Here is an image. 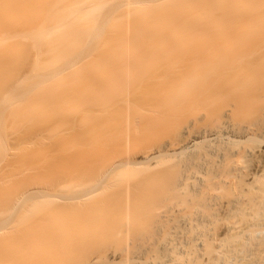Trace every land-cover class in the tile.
<instances>
[{
  "label": "bare ground",
  "instance_id": "6f19581e",
  "mask_svg": "<svg viewBox=\"0 0 264 264\" xmlns=\"http://www.w3.org/2000/svg\"><path fill=\"white\" fill-rule=\"evenodd\" d=\"M41 1H40V4H42ZM118 1L120 0H69L67 1L68 3L66 5L64 4V7H62L63 11L61 12L59 11L60 13L58 15V20L54 21L55 19H52V22L44 28V33H43L45 37L44 39L52 41V48L51 49L48 48L49 49L48 53L51 52L52 54H55L57 50L58 51L61 50L62 48L65 47L66 44L67 45L71 44L72 40L76 39L74 37L76 36V34L79 33V31H72L73 22H78V24L94 28L96 24L99 22L98 20H100V18L103 16V14L107 12V10L111 8V6L113 7L115 3H118ZM29 2L30 0L29 1L28 0H0V264H35V263L40 264L41 261L35 260L37 257H49V256L53 257L55 255V252L52 248L53 233H50V234L42 233V229H46L50 231V229L54 226V218L49 219L48 217L47 219L44 216L42 218V215L39 214V216L36 217V223H35L37 224V227H36L37 233L34 235L27 234L25 232V227L28 224L32 223V221L34 220L33 217H35L34 216L35 214L40 213L43 210V208H46V209L51 208L53 206L54 198H56V196H59V194L61 195L59 196V198H62L64 191H66L62 187L64 190L60 188L58 189V191L59 190L60 191L56 192L55 190H57V188L55 189V186L51 187L52 184H50L51 186L50 185L47 186L46 183L44 186L43 182H41L40 179L37 180V182L35 181L36 183L31 180V183H29L28 186L23 185L25 181L24 178L26 177L25 174L31 170L30 168L33 167V170L37 169L39 167L38 165L41 164V160H39V157H38L39 155H41V151H39L41 149L40 146L44 145L45 142H47L48 140H52V138L54 139V137L57 136L58 133L62 134L61 132L65 129L64 127L62 128L63 129L62 131L60 130L61 132L60 131L58 133L54 132L57 128L56 129L53 128L54 126L52 125L54 122L53 121L52 123L50 122L51 124L49 123V125L54 130L53 131L47 130V127L50 128V126L49 125L47 126L46 123H47L48 118L51 115H49L50 112L49 110H47L48 107H46V109L44 107L47 105L50 107V105H54V104L50 102L47 105L44 104L45 106L43 107L42 102L44 103L45 99L44 101H42L39 97L41 94L33 92L36 85L29 84L25 86L21 81H19V79L17 78V74L20 71H22L21 68H23L22 65H24L25 62L22 61L20 62L21 64H18L15 62L12 63L8 60V57L10 55V52H9L10 47L20 45L23 42L30 40L29 34L37 31L35 29L33 30L25 29L24 30L22 28L21 20L23 16L24 15L31 16L30 13L31 14L34 13V11L31 12L32 6L33 8L36 7L35 9H33L35 10V12H39L41 11V9H43L42 12L43 11L45 12L44 10L45 6L47 8V9L45 8L46 11L49 10V8L51 9L49 11H53L52 10L54 9L53 3H55L53 1L52 6L50 4V7H49V3L52 1L49 2L48 0H44L43 1L44 7H41L43 5L40 6L39 3L37 2L34 3L35 4L34 5L31 1L30 3L32 5L31 6L29 5L30 11H28L29 6L27 5L29 4ZM45 2L46 4L48 2V4L45 5ZM151 5L152 3L149 4L148 2L146 3L142 1L136 2L133 0H123L122 9L117 10L119 12L116 11L115 15L112 14L110 17V20L112 22L111 30L112 32L120 31V34L118 33V36L121 35L120 37L122 40L121 43L124 49L123 56L125 60H124V66H123V71H124L123 74H124L125 84H124L123 89L121 88L119 92L117 90V92L121 94V97L118 93L114 92L117 94V95L116 94L114 95L117 97H120L121 101L118 103V100L115 101L116 100L115 99L113 100L115 103L114 104L112 103L113 102L112 99H108L109 97L114 96L113 94L110 95L112 91L109 89L116 90L118 89V87L116 86L117 85L116 84L114 85L115 89H113L112 88L113 86L112 87L110 86L111 87L110 88L109 85L107 84L109 89L108 90L106 89L107 91L105 90L104 92L102 91L103 93V94L101 93L102 96L101 94H99V92H98V95H96V96H100L99 98L103 97V95H105L106 97L108 96V98L106 99H108L109 101L105 100V98L104 100H101L103 98L99 99L100 101H104V102L107 101L106 105L103 104L104 102L103 103L101 102L99 104H102V106L98 104L97 108H93V106L95 107V105H93L94 102L98 103V100H96L97 102L94 101V102L86 104L88 100L90 101L91 99H93V97L91 96L92 98L85 100V103H83V104H86V106L88 105L89 107L93 103L90 107L92 109L88 107V109L91 111L85 109V112H88V113L90 112V113L89 114L84 113V115H82L81 114L82 109H78V111L80 112V115L78 114L79 116L74 113L76 116H78L76 117L77 120L74 119L76 120L77 123L80 122L78 121L79 117L82 120L81 117L83 116H84L83 117L84 120L86 121L83 120L84 123L81 122L80 125L79 123L73 124L75 121L73 119H72L73 121L70 120L69 119L70 117H68L69 123L65 122V125H67L66 127H68L70 124L71 126L76 125V124L78 125V126L76 125L77 127L73 126L75 128L72 127L71 129L72 131L69 130L70 129L69 127L71 126L68 127L69 129L67 128V130L70 131V134L73 133V129H76L79 126H81L77 129V131L74 130L75 132L73 135H76V137L75 136L73 137V135L71 134L72 138H74L73 141L75 143L77 142L76 144H80L78 142H81L83 144L86 143L84 145L87 146L88 148H91V150L96 148V146L98 147L101 146L100 148L104 146L106 148V147H109L110 145H114L116 147L114 146L113 147L115 149L117 148L116 152L114 153L116 154L115 157L113 156L114 155L113 152L115 151L114 148L113 147H109V149L107 148L108 151L110 150V148L112 150L111 156L112 158L114 157V159L111 164H113V166H110V167L109 165L102 166V168L104 167V169L102 172H100V169H99L100 174H98V176L100 177H98L96 173H93V177H94L93 178L92 173H90L91 178H92L91 180H93V182L92 181L90 183L87 182L88 184H85V185H88V186L83 185L84 186L83 187L80 184L82 187H80V185H78L79 187H74L73 188L74 190L72 191V193L74 194V191H75L77 194L76 198L80 199L81 201H86L90 199L93 195H95L96 192L98 193V191L100 192L101 189H104L102 188V187H105L106 185V182L104 181L105 180L107 181L109 178H110V181H111V178L112 179L114 178L116 181H119L122 184L121 188L119 187V190L121 189L120 190L121 194L119 193L120 191L117 189L116 190L118 191L119 195L117 193L115 195L114 193L115 198L113 197V200H115V204L111 206L110 210L116 211L114 213L118 214L119 221L117 219L116 220L119 222L120 224L119 226H121L122 228L121 230V228L118 227L122 231V236L120 237V240L121 238L123 239V244L120 245V247L122 246L121 247L122 251L120 252V254L122 255L121 256L122 262L120 260L119 263L129 264L128 263L129 258L131 259V257L135 256V254L132 253L133 251L132 252L130 251L131 250L130 248L133 247V245L130 244L131 242L130 240L134 238V237H131V234H130L132 232L131 228L136 223H138L137 222L138 216H136L138 209L140 211L141 208H143L142 204L140 205L138 204L141 198L139 200H136L135 199L136 197L134 196L135 193L136 195L137 193H139V190L137 188H136L137 190L134 189L136 184L133 183L132 181V179L136 180L135 177L137 178V176L135 175L137 173L135 166L140 164V162L141 164L144 162L149 163L152 160H155L156 158L158 159V161H160L158 158L159 156L160 158H162L163 156L164 160L165 158L166 159L169 158L165 162H167L170 159L174 161L175 159H178L176 161H180L181 159L179 158L183 154V153L181 154L180 152H183L184 150L185 154H183L184 156L182 159L185 165L182 164L183 162L182 163L177 162V163H181L183 167L186 166L187 164L186 167L190 168L189 170L193 168V171H194V169H196L195 170L196 173L194 172L191 174L192 177H194V174H196L194 177V179L196 178L195 180L196 182L194 183V181H191L193 182L192 185L190 182H188V185L190 184L191 186V187L188 186V190L189 192L191 191V195L186 190V192L188 193H186L185 195L186 198H184L185 196L181 197L184 192L182 193V191L181 192L178 191L184 187L183 185H185L184 183L186 182L184 181L186 178V175L184 173H186L187 171L183 170L182 169L183 167L181 168V165L179 167L180 170L177 172L175 168L174 170H170L169 168L170 164H169L168 168L171 171V175H169V177L171 176L169 178L170 180L167 179L168 177L167 174H166L167 180L164 179L165 178L164 176L163 177L160 176L165 181L169 180V186L167 183V187H166V189L168 188L166 190V193L168 192V195L170 194L171 196V197L168 196L169 198H177V200L184 199L185 202H186L185 199L189 198L190 200V197L192 196L194 198V201L197 195L201 198L200 199L197 196L198 197L197 199L198 200L200 199L201 202H198V200H196V202L194 203L192 201V204H194V208L192 210L189 209L191 210L189 211L190 214L192 213L191 216L193 217V213L195 215L193 217V224H192V221H190L192 220L191 217H190V220H188L189 217L188 219L185 217L186 219H183L182 221H180L179 219L178 221V224L180 226H181V222H182V225L185 224L183 223L184 220L185 221L187 220L186 224L188 223V221H190L189 223L192 224V227L195 229L194 230L191 227L194 230L193 233H196L195 231H197L196 229H198L199 225L201 226L200 227L201 229L199 228L201 232L200 230H198L199 233L201 234L200 235L201 238H199L201 241L199 240L200 242L197 243V245L199 244L198 246L200 248L198 249L197 245L193 244L195 245V247L190 246L191 249H193L192 255L190 254L187 255V253H189V250L191 249L187 248L188 252L181 251L182 249H184L183 248L184 246L182 244L180 246L182 249L179 250L178 252L181 251L182 252V253L180 252L181 255L184 257L186 256V257L185 259L184 258L180 259L184 261L179 262L180 261L179 260L178 264L182 262L183 264H264V144H262V142H264L263 140L264 139V0H206V3H205L206 19L203 21L205 23L206 28L204 30L205 31L204 36L202 37L203 40L199 36L198 38L200 39L198 40L196 39V41L194 39V42H195V45H194L195 49L193 48V52L195 50L194 57L191 56L192 54L190 55L191 57H193L192 59L193 66L191 64L192 69H190L192 71L191 76L189 75L187 77L188 74L186 75L187 68L185 66L188 67V65H186L188 62L184 64V62L189 58L188 56L189 53L186 54V52L184 51L185 49L182 50V52L179 51L180 53L177 51V50L183 49L186 46H189L190 44L184 45V47L182 46L181 48L175 44L176 46H173V47H176V48H173L174 52H172L173 49L172 51H169V52H172L171 54L172 56L170 55L172 59L171 61L168 60L169 64L172 65V67L170 68L173 70L174 74H175L176 69H178L177 72L180 71V69L181 70L183 69L181 73H184V69L186 68L185 73L183 75L180 74V76L178 75L179 77L178 76L175 77L176 80L174 79L173 83H175V81L176 83L174 85L170 81V84L172 86L170 85L171 87H169L168 85L167 88H169V91L166 88L164 92L161 91L160 94H158V92L154 94V95H160L161 96L160 98L166 99L165 103L161 101L162 105L160 107L157 105L158 104L157 101H156L157 104L155 103L154 99H153L154 102L152 104L155 103L157 107L155 106L150 107L149 106L150 102H148L149 104L147 105L150 107L149 109L145 105L144 101L143 102L140 101L142 104L144 103L145 106L143 105V107H146L148 109V110H145V108L141 107L142 105L140 106L138 105L140 104L138 103L139 100H136L142 95L139 93L137 94L136 93L137 91L135 92L136 87H134V81H133L134 79L133 74L135 72L134 70H132L134 67H132L133 65L131 64V62L133 63L134 61L133 57L135 55L133 56V54H135L134 51H136L135 44H134V40L136 36L135 34L141 32L140 28H139L140 30L137 29L136 27L137 24L135 25L136 22L138 23L136 18L140 15L142 16L143 14H146L147 12H149L150 9L153 7ZM38 6H40L41 9ZM37 7L40 10L36 11V9H38ZM26 12L27 14H25ZM114 12L115 10L113 11V13ZM2 23H3V26H2ZM9 23L10 25L12 23L13 26L17 24L16 28L14 27L15 30L14 28L12 30L9 29V26H8ZM108 29L110 30V28ZM196 30H198V28H196ZM113 34L114 36L116 35L115 33ZM115 37L116 39L119 38V37L117 38V36ZM151 39L153 38L151 37ZM199 40L201 43L202 42L203 43L199 44L201 46H198V47H200L201 50L198 49L199 50L198 52L196 49L198 43L196 42H198ZM54 41H57L56 42L57 45H54ZM183 43H180V46ZM193 44L194 43L192 42V45ZM112 49L114 50V48ZM188 49H190V47ZM175 50L178 53H176ZM190 50L192 51V49ZM148 52L150 56V51ZM185 54L187 55L188 58L185 57ZM170 56L168 53V58ZM132 59L133 61H131ZM187 61H191V59ZM180 65H181V68L179 67ZM183 66L185 68H183ZM23 69H25V67ZM191 71L189 72L191 73ZM167 74L168 73L166 72L165 76ZM171 74H170L171 77H173L174 75L172 72ZM136 79H137V76H136ZM139 81H137V83H139ZM107 85L105 87H107ZM136 86H139V84H137ZM154 86L156 85L154 84ZM18 89H24V90L19 91ZM162 93L166 95L163 94L164 97H162ZM189 94L191 98L192 97L194 98V100H192V102L194 101V103L191 106H195L194 108L196 109V110L193 109L192 112L196 111L198 113V114L196 113L197 114L196 119L195 118H194L195 120L193 118L192 119L194 120V123L196 124L198 122L201 123V126H199V130L194 131L196 132V136L193 135L191 138L186 137L187 135L183 136V132H181L182 131L181 129H183L185 126L183 125L184 127H181V129L175 126L174 129L179 128L181 131L178 129L174 131L173 129V132H172V129H171V132H172V135L175 137L174 134H177L176 132L180 131V133L178 132L177 134L179 138H177L176 136L175 139L177 141L179 140L177 143L180 142L179 145H180V149H183L182 151L179 149L180 152H176L177 150L176 149L177 147H176L174 148L175 151L173 150V152H171L172 151L171 150L172 148H170L171 146L168 147L167 145H164L162 148L166 150L170 148L171 151L169 150L168 152L166 151L164 153L165 150L164 149L161 150V146H160L159 147L160 149L157 150V153L155 152L156 153V154L154 153L155 155L150 156L151 153L149 150L151 149L148 150L149 152L145 150L144 156H142L140 161L138 159L137 161H135L134 160L135 158H133V156H134L136 149H139L137 145L141 142L140 140H143V141L146 140L145 138L143 139L141 138L143 136L146 137L145 135L147 131L146 128L148 127L147 126L146 128H144V125L145 126L147 125V124H144L145 123L144 117L146 115L143 117L142 113L146 114V111L147 113L150 111L152 114L158 113L161 116L159 117V119L162 118V121H163V116L167 112L168 115L170 117H173L172 119L175 120L173 115L176 114V111L178 113L179 112L178 110H181L180 106L182 103L185 102L184 99L187 98V96L189 97ZM110 100H111V105H110ZM72 103H73L72 105H74L77 102H72ZM116 103H118L119 105ZM187 105L189 106V103ZM54 106L50 107V109L56 108ZM86 106H83V108L84 107L86 108ZM166 106L168 107L169 110L166 109L167 108ZM184 106L186 107V105ZM99 107H100V110H97L99 109ZM185 107L183 108L185 109ZM56 109H53V111L54 110L56 111ZM76 110L77 109L75 108V111ZM173 110L175 111V114ZM97 111L98 112L100 111V113H97ZM168 111H173V112L169 114ZM187 111L188 110L184 111V114ZM56 112L55 113L53 112V113L56 114ZM58 112H59V109H58ZM91 112L95 114H92ZM150 112L149 114H147V116L150 115ZM180 112H183V111H180ZM96 113L99 116H97ZM172 113L173 115L171 116ZM180 114L182 115L183 113H180ZM57 115H55L56 117L54 116L56 121L60 119V118L57 119ZM68 115H66V117ZM72 115H69V116H71V118H74L75 115L73 117ZM101 116L102 117L105 116V117L101 118ZM151 116L153 115H150V117ZM177 116H179V114H177L176 117ZM66 117H65V120L68 121ZM55 119L52 118V120H55ZM167 119H170V118H167ZM150 120H154V117L153 119H150ZM173 120L171 121V123L173 122ZM152 122L153 121H151V123ZM191 123L192 124L190 123L189 124L193 125V121ZM83 124L84 125L89 124V127L85 126L86 127L85 128ZM149 124L150 123H148V125ZM82 125L84 128L82 127ZM179 126H182V124H179ZM170 128H173V127H170ZM84 129H86V131ZM87 129L90 132L87 131ZM143 130L144 131L146 130L144 134H142ZM151 130H154V129L152 128ZM151 130L149 131L151 132ZM81 131L83 133L84 138L86 136L85 140L84 138H82L83 142L82 140H80L81 139L80 137H83ZM83 131H85V133ZM147 134H150V133H147ZM87 137L89 141H87ZM174 137H173V141L175 140ZM75 138H77L78 141ZM260 139H261V143H260ZM96 140L98 141L97 143L95 142ZM74 142L73 144L76 145ZM100 142H102L103 144ZM83 144L81 145L83 146ZM173 144L174 143H172V145ZM26 145H28L29 147H27ZM32 146H34L35 148ZM138 146H140V144ZM26 147L28 150L26 149ZM34 150H36L37 153L36 152L34 153L33 152ZM111 150L109 151L110 153H111ZM170 152L171 153L175 152L174 154H178V156H179V153L181 155L178 158L176 155H175L176 157L174 156V158L173 157L170 158V155H169L171 154ZM163 153L165 155L168 153L169 154L165 156ZM28 154H29V157H31L32 155V158H33V154H35L34 158L39 161V162L35 161L34 159V164H32L33 159L30 158V162H31V159H32V162H31V165L28 166L27 168V169H30L29 171H27V169L25 168L26 158ZM171 156H173V154ZM152 157H155V158L152 159ZM150 159L152 160L150 161ZM35 162L37 163L36 164L37 167L35 166ZM146 163L144 164L146 165ZM186 167H184V169ZM161 168L159 167L158 169L160 170ZM171 168L173 169V167ZM139 169L140 167L137 170L139 171ZM95 170H98V167ZM95 170L93 171L99 173L98 171H95ZM25 171L27 172L25 173ZM170 171H168V173ZM175 171L177 173H175ZM180 171H182L183 173L182 172L180 173ZM197 171L199 174L201 173V175L198 174L197 176ZM165 173H167V170ZM165 173L162 175H165ZM151 175L152 174H150V176ZM32 176L30 175V178ZM95 177L97 178V180L104 182L101 185L102 187L98 186L99 181L98 183H94L96 180ZM145 178L146 180H148L146 175H145ZM153 180H155V178H153ZM81 181L83 182V180ZM112 185L110 184V186H108L110 187L109 189H111ZM139 185L140 184H138V186ZM160 185L161 184L159 183L158 187H160L161 189ZM186 185H187V182H186ZM163 186H165V184ZM108 187L105 189H108ZM155 187L158 188L157 185ZM156 188L154 190H156ZM134 190L138 192H135ZM145 190H146V187H145ZM133 192H134V195H133ZM147 192L148 191L146 190V193ZM161 192L163 193V191ZM177 192L179 193L176 196ZM91 194H93L91 197H87V196H90ZM187 194H189L190 196ZM114 195H111V196H114ZM149 195L148 196L146 195V196L149 197ZM143 196L145 195H142V200H144ZM116 197L120 199L119 202H117L118 199ZM158 197H155L156 198L155 200H157ZM100 198L105 199V197L103 198L100 197ZM110 198L108 201H110L111 203V201L113 200L112 199L110 200ZM144 198L145 200L147 199L146 197ZM91 199L93 202V198ZM149 199L147 200L149 201ZM99 201H100L99 204L96 203L97 201L95 203L93 202L94 204L99 205V208H97V210H99L100 207H101V210L105 209L106 208L105 206H107L104 203L105 201L102 200L104 201L102 202V204L103 203L105 204L104 208H103L104 204L102 205L101 200ZM189 202L191 204V201ZM112 203H114V201ZM196 203H200L199 207H198V204L197 206L195 205ZM146 204H148V202ZM93 205L89 206L90 209L91 208L95 209ZM185 207H187V204L185 205ZM198 208L200 209L199 213H198V210H199ZM90 209H88V211ZM110 210L108 211L111 212ZM94 211L92 210V212ZM102 212H105V211H102ZM97 213L99 212L97 211ZM114 213H113V216H114ZM142 214H143V211H142ZM106 215H107V212H106ZM101 220L103 222L102 218ZM99 221L97 220L96 222H99ZM109 222H113V221H109ZM197 222L199 225L197 224ZM58 224L60 227L64 228L66 226H70L71 223L66 222L64 219H61L59 220ZM80 224L82 225L85 224V226L88 225V227H90V226H94L95 222L91 221L90 219V221L87 220V223L86 221H84V223L82 221H79L77 225L80 226ZM144 224L142 223V225ZM111 225L114 226L113 224ZM185 226L183 225V227H185L187 231V228H190V227H187V225ZM135 227L137 228V225H135ZM183 227L181 226V228ZM158 230L159 229L155 231L157 238L158 236L160 237L162 234V232L159 231L161 234L158 235L159 234ZM180 232H183V231H180ZM177 233H174V234H177ZM186 233H189V232H186ZM186 233L183 235L186 236ZM177 235H173V237L174 236L177 237ZM198 235L199 234L197 233H196V236L195 234L191 235L192 238L194 237L193 242H196L195 240L198 239L196 238ZM181 236L179 235L177 238L175 237L176 240L182 239V238H179ZM184 239H182L181 242L183 241V243H185V246H186L187 244H189V242L187 241L188 238L185 239L188 242L187 244L184 241ZM158 242L161 243L160 240L157 241L156 243ZM169 242L171 243V241ZM163 243L164 242H162L161 245L159 246V256L161 255L160 257H162L160 263L162 262L164 263V261H169L170 258H173V256L171 255H174L175 253L174 252L173 254H171L172 253L171 249L173 247V244L170 249L169 247L164 246ZM174 244L177 245L178 247L174 246L173 250H175V247L178 249L180 248L178 243L177 244L174 243ZM178 255L181 256L179 253ZM189 255L190 257L192 256L191 260H189ZM165 258H167V260H164ZM111 263L117 264V262H115L114 260H112L111 257H109V264Z\"/></svg>",
  "mask_w": 264,
  "mask_h": 264
},
{
  "label": "rangeland",
  "instance_id": "374dc122",
  "mask_svg": "<svg viewBox=\"0 0 264 264\" xmlns=\"http://www.w3.org/2000/svg\"><path fill=\"white\" fill-rule=\"evenodd\" d=\"M31 1L33 4L36 2L39 3L40 6L44 4V2H43L44 0L43 1L40 0L42 2V4H40L39 0H36V1L30 0V2ZM48 1L49 2L52 1L49 3V7H50V4L52 6L53 1L55 2V3H53V5L55 6V7L53 6V8H54V9H52L53 11H49V10H51L50 8H49V10L46 11L47 8H46V6L44 7V5H43L41 7H44L45 12L44 11L42 12L43 9H41L40 6H38V7H40L41 11L35 12V10H33V9H35L36 7L33 8V6H32L31 12L34 11V13H32V14L30 13L31 16L28 15L29 17L26 15L23 16V18L21 20L22 28L24 30L25 29L26 30L35 29L37 31L29 34L30 40L25 41L22 44L17 45V46H11L10 50H9L10 55L8 57V60L12 63L15 62L18 64H21L20 62H22V61L25 62V64L22 65V67L23 68L25 67V69L21 68L23 72L20 71L17 74V78L25 86H27L29 84L30 85H33V84L36 85V86L34 85L35 88H34L33 92L38 93V94L40 93L41 95H43V96H41V95L39 96L42 101H44V99H45L44 103L41 101L43 104V107L45 105L49 104L50 102H52L55 105V106L50 105V107H53V106L56 108L58 107L57 109L56 108L50 109V107L48 105L44 107L45 109H46V107H48L47 110H49V112H50L49 115H51V116H53V114L57 111L56 114H54V116L59 113L58 114L59 116L57 115V119L60 118L59 120L56 121V119H55L56 116L55 117L50 116L47 120V123H46L47 126L49 125L50 122L52 123L54 121L55 123L53 122L52 125H54L53 126L54 129H56V128L58 129V130L56 129L54 131L56 133H58L60 130L62 131L63 130L62 128L65 127V129L62 132L60 131L62 134H59V133H58V135L56 134L57 136H55V137L53 136L54 139L52 138V140H48L47 142H45L44 145L40 146L41 149L39 151H41V155H39L38 157H39V160H41V164L38 165L39 166L37 168L38 170L37 169L33 170V167L30 168L32 171L30 169H27L28 166L31 165L32 159H33L32 164H34V159H35L34 155L35 154H33V158H32V155H31V157H29V154H28V156L26 155L27 158H26V163H25L26 167L25 168L27 169V171L30 170L31 173L33 174V176L30 173V171L29 172L25 171V173L26 172L27 173L25 174L26 177L24 178L25 181L23 180L24 181L23 185L28 186L29 183H31V180L33 182H35V181L37 182V180L40 179L41 182H43L44 186H45V183L47 186L50 184H52V186L50 185L51 187L55 186V189L57 188V190H55L56 192L60 188L61 189L64 188L66 191H64L62 198H59V196H61L60 194H59V196H56V198H54L53 206L51 208H49V209L43 208V210L40 213L37 212L38 214L34 215L35 217H33L34 220L32 221V223L28 224L25 227V232L27 234H32V235L37 233V229H36L37 224H35V223H36V217H38L39 214L42 215V218H43V216L47 219H48V217H49V219L54 218V226L50 229V231L46 230V229H42V233H48V234L53 233L52 248L55 252V255L53 257H50V256L49 257H37L35 260L41 261L40 264H109V257H111L112 260L117 262V264H120L119 261L121 260V262H122V259H121L122 255L120 254V252L122 251L121 250L122 246L120 247V245L123 244V239L121 238V240H120V237L122 236V231H121L122 228H121V226H119L120 224L118 222L119 221L118 214L114 213L116 211L110 210V208L113 204H115V200H113V197L115 198L116 193L118 194L117 190H119V187L121 188L122 184L119 181H116L114 178L113 179L111 178V181L113 182L112 183L110 181V178H109L108 179L109 181L108 180L104 181V182H106L105 187H102L101 185L104 182L97 180V178L95 177L97 182L95 180L94 183H98V181H99L98 186H101L104 189H101L100 192L98 191V193L96 192L95 195L91 194L90 196H87V197H91L93 195L91 198H93L94 203L97 201L96 203L99 204L100 203L99 200H101V204H102V202L105 201L104 203L107 206H105V204L103 203L104 204V205L102 204L103 208H104V206L106 208L110 206L107 209L110 210L111 212H109L106 208L101 210V207L99 210H97V208H99V205L94 204L92 202L91 198L86 200V201H81L80 199L76 198L77 194L75 191H74V194L72 193V191L74 190L73 189L74 187H79L78 185H80V184L82 186L83 185L88 186L85 184H88L91 181L93 182V180H91L92 178H91L90 173H92V177H93V173H96V175L98 176V174H100V172H102L104 169V167L102 168V166H104V165L105 166L109 165V167L113 166V164H111V163H112L114 157L116 156V154H114V153L116 152L117 148L115 149L114 147H116V146H114V145L109 146V147L114 146L113 148L115 151L113 152L114 157L112 158V156H111L112 150L110 148V150H111V153H110L109 152L110 150L108 151L109 147L105 148L103 146L102 148H100L101 146L98 147L95 144L96 148L91 150V148H88L87 146L84 145L86 143L83 144L81 142H78L80 144H76L77 142L75 143L73 141L74 138H72V135L75 132L74 130L77 131V129L81 126H79L76 129H73V133H71L72 135L70 134V131H72L71 129L73 126H76L78 123L80 125L81 122L84 123V121H86V120H84V118H83L84 116H83V117H81L82 120L79 117L78 121H80V122H78V123L76 122V120H77L76 117H78L80 115V112L78 111V109H82V113H81L82 115H84V113H86V114L88 113V112H85V109L89 110L88 109L89 106L88 105L86 106V104L98 100V103H95V102H94V104L92 103L93 105H95V107L93 106V108H97V105L99 103L104 102V101L99 100L101 98H103L101 100H104V98H105V100H107V101H109L108 99H112V101L116 99L115 101L118 100V103L121 101V99H120L121 94H119L118 92L121 90V88L123 89L124 84H125V79H124V74H123V72H124L123 66H124V60H125L124 56H123L124 49H123V46L121 43V41H122L120 38L121 35L118 36V33L120 34V31L112 32V30H111L112 22L110 20V17L112 14L115 15L117 10L122 9V1L123 0H120L121 2L118 1V3H115L113 7L111 6V8L108 9L107 12H105L103 14V16L100 18V20H98L99 22L96 24V26L94 28L78 24V22H73L72 23V31H79V33L76 34V36L77 35L78 36L74 37L76 39H73L71 44H68V45L66 44L67 46L66 45H65V47L63 46L64 48H62V49L60 48L61 50H59V51L57 50L55 52V54L57 53L56 55L52 54L51 52L48 53V50H49L48 48H50V49L52 48V41L44 39L45 38L44 34H43L44 28L52 22V19H55L54 21L58 20L59 13L61 11H63L62 7H64V4L66 5L68 3L67 1H69V0H57V1L56 0H48ZM133 1H136V2L142 1V2H146V3L148 2L149 4L152 3L151 6H153L149 12H147L146 14H143L142 16L140 15L136 18L138 23L136 22L135 25L137 24L136 27L138 30L141 29L140 30L141 32L135 34L136 36H135L134 44H135V48H136L135 50L136 51H134L135 54H133V56L134 55L135 56L134 57L132 56L134 61H133V59L131 60L134 63L133 64L131 62V64L133 65L132 67H134L132 70H134V72H135L134 73L132 71L134 73L133 74V77H134L133 81H134V87H136V90L134 88L133 89L135 90V92L137 91L136 92L137 94L139 93L143 96V97L140 96L136 100H139L138 101V103H140V104H138L139 106L142 105L141 106L142 108H145V110H148L151 106L157 107V105H158L160 107L162 105L161 101H163V103H165V100H166L165 98L164 99L160 98L161 97L160 95H154V94L156 92H158V94H160L161 91L164 92L166 90V88L168 87V85H169V87H171L172 85L170 84V81H171V83H173L174 82L173 80L175 79V77H177L178 75L180 76V74L183 75L185 73L186 68H187L186 71L188 72V73L186 72V75L188 74L187 77L189 75L191 76L192 71L190 69H192V66H193L192 59L194 57V52H195V50L193 52V48L195 45L194 39H195V41H196V39L197 40L200 39V38H198V36L201 37V39H202V37L204 36V32H205L204 30L206 28L205 23L203 22L206 19V17H205L206 0H145V1L144 0H139V1L133 0ZM30 2L28 5L27 4L26 5L31 6L32 4ZM47 4H48V2H47ZM47 4L45 2V5H47ZM115 5H117V6H115ZM30 6L28 8V11H30ZM36 6H37V4H36ZM40 9L38 8V9H36V11L40 10ZM114 10H115V12L113 13ZM27 12L25 14H27ZM117 12H119V11H117ZM107 22L110 24H108ZM196 25H197V27H196ZM2 26H3V23H2ZM8 26H9V29L12 30L14 27L16 28L17 24H15L13 26L12 23H11V25L9 23ZM8 26H7V28H8ZM4 28H6V27H4ZM15 28H14V30H15ZM108 28H110V30ZM196 28H198V30H196ZM198 31H199V33H198ZM194 32H196V33H194ZM113 33H115L116 34L115 36H117V38L118 37L119 38L116 39V37L114 36ZM83 34H85V35H83ZM197 34H199V35H197ZM151 37L153 39H151ZM78 38H79V40H78ZM56 42L57 41H54V45H57ZM164 42H166V43H164ZM192 42L194 43L193 45H192ZM139 43H140V45H139ZM173 43H174V45H173ZM180 43H183V44H181V46H180ZM196 43H198L196 49L199 52V50H201V49L198 46H201V45H199L201 42L199 40ZM175 44L177 46H179L180 48L182 46L184 47V45H188V44L191 45V46L189 45L186 47H188V48L190 47V49H192V51L186 47H184L183 49H180L178 47L180 50L176 49L178 52L179 51L182 52V50L185 49L184 51L186 52V54L189 53V55H188L189 58L191 56H193L190 58L191 61H187L190 59L185 54V57H187L188 59L184 62V64L188 62L186 64V65H188V67L184 65L186 67L185 68L183 66V68H185L184 73H181V71L183 69L182 70L180 69V71H178L179 72V74H178V72H177L178 69H176L175 74H174L173 70L170 68V67H172V65L169 64V62H168V60L171 61V59H172L171 54H172V52H174L173 48H176V47H173V46H176ZM74 45H75V47H74ZM138 47H140V48H138ZM150 47H151V49H150ZM202 47H203V45H202ZM112 48H114V50ZM159 48L161 49V51ZM172 49H173V51H172ZM111 50H113V51H111ZM148 51H150V56H149ZM169 51H172V52H169ZM177 51H176V53H178ZM190 51H191V53H190ZM168 53H169V56L171 55L169 58H168ZM142 60H143V62H142ZM135 61H136V63H135ZM64 62H66V63H64ZM140 62H142V63H140ZM189 62H191V63H189ZM191 64H192V66H191ZM64 65H65V67H64ZM169 65H171V66H169ZM179 67L181 68V65ZM170 70H172V71H170ZM188 70L191 71V73ZM166 72L168 74L165 76ZM171 72L174 75L173 77H171V75H172ZM136 73H138L139 75ZM134 75L137 76V79H136V76H134ZM135 79L137 81H139V79H140L139 83H137V81ZM155 81H156V83H155ZM175 83H176V81H175ZM175 83H173V85ZM107 84L109 85V87L113 86L112 87L113 89H115L114 85L117 84L116 86L118 87V89H116V90L109 89ZM137 84H139V86H136ZM154 84L156 86H154ZM106 85H107V87H105ZM163 86H165V87H163ZM137 87L140 89H138ZM145 88H147V89H145ZM106 89L107 90L109 89L112 91L110 93V95L111 94L114 95V94L118 93L120 95V97H117L114 95V96H111L108 98V96L106 97L105 95H103V97L99 98L100 96H96V95H98V92H99V94H101L102 91L104 92ZM18 90L21 91L24 89H18ZM96 90H98V91H96ZM117 90H118V92H117ZM138 90H139V92H138ZM167 90L169 91V88H167ZM114 92H116V93H114ZM93 93H94V95H93ZM44 94H46V95H44ZM102 94H101V96H102ZM163 94L164 93H162V97H164ZM164 95H166V94H164ZM91 96L95 100L91 99L89 101L88 99L92 98ZM106 98H108V99H106ZM187 98H185L186 100L184 99L185 102L182 103L183 105L182 104H181V106L179 105L181 107V110H178V111L179 112L183 111V112H180L183 114L181 115L179 112L177 113V111L175 114L174 110L173 111H174L175 115H173V113L171 114V116L172 115L174 116L176 122H175V120L172 119L173 117H170L168 115L167 112H166L167 114L163 113L164 114L163 121H162V118L159 119V117H161V116L158 113H155L156 114L155 115L154 113L152 114L149 111L150 115H153L151 117H150V115H148L149 117L147 116V114H149V112L147 113V111H146V114L142 113L143 117L146 115L144 117V119H145L144 124H147V125L146 126L144 125V128H146L147 126L148 127L146 128L147 131L145 130L146 131V134H145L146 137L143 136L141 138V139L145 138L146 140L143 141V140L139 139L141 141L139 143L140 146H138L139 144L137 143L138 144L137 147L139 149H136V151L134 153L133 158H135L134 159L135 161H137V159L140 161L142 156H144L145 150H147V152L150 151V153H151L150 156H152V155H155L157 153V150L160 149L159 148L160 146H161V150L164 149V148H162L164 145H167L168 147L171 146L170 148H172L171 149L172 151L170 150V148H168L167 150L164 149L165 150L164 153L166 151L168 152L169 150L171 152H173L174 148H176V147H177L176 149L178 150V151L176 150V152H180V150L182 151L183 149H180V145H179L180 142L177 143L179 140L177 141L175 139L178 132L180 133L181 130H182L181 132H183V136L187 135L186 137H188V138H191L193 135L196 136V132H194V131L199 130V126H201V123H199V122L197 124L194 123V120L196 119V115L198 114L196 111L192 112V110L195 109L194 108L195 106H191L194 103V101L192 102V100H194V98L193 97L191 98L190 94H189V97L187 96ZM153 99H154L155 103L157 101V103H158V104L156 103L157 105H155V103L152 104L154 102ZM159 99H161V100H159ZM73 100H75V101H73ZM85 100H88V101L86 102V104H83V103H85ZM81 101H83V102H81ZM140 101L141 102L144 101L145 105L148 107V109L146 107H143L144 103L142 104ZM46 102H48V103H46ZM72 102H77V103L72 105L73 104ZM106 102H104L103 104L106 105L107 104ZM148 102H150V105H149L150 107L147 105V104H149ZM190 102H191V104H190ZM112 103H114V101ZM118 103H116V104H118ZM188 103H189V106L187 105ZM91 105H90V107H91ZM99 105L102 106V104H99ZM110 105H111V100H110ZM184 105H186V107ZM78 106H79V108H78ZM83 106H86V108L85 107L83 108ZM183 107H185V109ZM75 108L77 109L76 111H75ZM188 108H190V109H188ZM53 109H56V111L55 110L53 111ZM58 109H59V112H58ZM90 109H92V108H90ZM166 109L169 110L168 107ZM97 110H100V107ZM186 110H188V111L185 112V114H184V111H186ZM77 111H78V113H77ZM89 111H91V110H89ZM173 111H168V112L170 114ZM70 113H72V114L75 113V114H77V115L79 114V115L76 116L74 114L75 115L74 116ZM97 113H100V111L99 112L97 111ZM45 114H46V112H45ZM68 114L72 115V117L74 116V118H71V116H69ZM92 114H95V113H92ZM177 114H179V116H177L179 118L176 117ZM194 114H195V116H194ZM66 115H68V116L66 117ZM165 115H167V116H165ZM97 116H99V115L97 114ZM97 116H95V117H97ZM65 117L67 118L68 121L65 120ZM68 117H70L69 118L70 120L76 119V120H74L75 122L73 124L77 123L76 125H73V126H71V124H70L69 126H71V127L68 126L70 129L68 127H66L67 125H65V122L69 123ZM103 117H105V116H103ZM103 117L101 116V118H103ZM153 117H154L155 121L150 120V119H153ZM166 117L170 118V119H167ZM52 118L55 120H52ZM192 118L193 119L195 118V119L193 120ZM171 119L173 120L172 123H171V121H172ZM168 120H169V122H168ZM151 121H153V122L151 123ZM192 121H193V125H190V124H192L191 123ZM85 123H87V122H85ZM148 123H150L149 124L150 126L148 125ZM174 123H176V124H174ZM178 123L182 124V126H179ZM185 123H187V124H185ZM154 124H156V125H154ZM83 125H82V127H83ZM85 126L89 127V124L84 125V127ZM152 126H154V127H152ZM175 126L179 127L180 129H181V127H184V128L181 130L179 128H177L180 131H177L176 132L177 134H174L175 135V137H174L172 135V132H173V129ZM170 127H173V128H170ZM53 128L50 126V128L47 127V130L53 131L54 130ZM67 128L70 131L67 130ZM73 128H75V127H73ZM152 128L154 130H151ZM148 129L151 130V132ZM171 129H172V132H171ZM177 129L175 128L174 131ZM84 130L86 131V129H84ZM169 130H170L171 134H170ZM85 131H83V132L85 133ZM87 131H89V130L87 129ZM145 131L143 130L142 134H144ZM81 133H82V131H81ZM147 133H150V134H147ZM84 135H86V134H84ZM74 136L76 137V135H73V137ZM82 136H83V133H82ZM88 137H87V141H89ZM173 137L175 139L174 141H173ZM80 138L79 139L82 140V138H84V136L80 137ZM85 138H86V136H85ZM85 138H84V140H85ZM177 138H179V137L177 136ZM75 139L77 140V138H75ZM261 139H260V143H261ZM94 140H93V142H94ZM87 141H85V142H87ZM175 141L177 144L175 143ZM73 142L76 145H74ZM82 142H83V140H82ZM95 142L97 143L98 141L96 140ZM100 143H102V142H100ZM172 143H174V144L172 145ZM81 144H83V146ZM262 144H264V142H262ZM98 145H100V144H98ZM26 146L29 147L28 145H26ZM34 146H32V147H34ZM27 147H26V149H27ZM89 147H90V145H89ZM149 149H151V150H149ZM33 152L35 153L36 150H34ZM174 153H171V154L168 153L170 155V158H172V157L174 158L175 155L178 158L182 153L185 154L184 150H183V152H180L181 154L179 153V156H178V154H174ZM168 154H166V155L164 154V155L167 156ZM172 154H173V156H171ZM183 154L181 155L182 157L180 156V158H179V159H181L180 161H176L178 159H175V161L170 159L167 162H165L169 158H167V159L165 158V160H164L163 156H162V158H160V156H159L158 157L159 160L162 161L163 163L158 161L157 158L155 160H152L155 158V157H152V159H150V161L151 160L152 161L149 162L150 164L148 162L147 163L144 162V163H146V165H145L144 163L141 164V162H140V164L135 166V169L137 171V173L135 174L137 176V178L135 177V179L136 180L138 179V180L136 181V180L132 179V181H133V183L136 184V185L134 184L135 185L134 189L137 188L141 195L139 193H137V195L140 196V197H138L136 195V193L134 195V192H133V195L136 197L135 198L136 200H139L141 198L139 200L140 203L138 201H136V202H138L139 205L142 204L143 208H141L140 211L138 209V211H137L138 214L136 213V216H138L137 217L138 223L135 224V225H137V228L134 225L131 228L132 232L130 230L131 237H134V238H132V240H130L131 241L130 244L133 245V247L130 248L131 249L130 251L131 252L133 251L132 253H134L135 256H133V254H132L133 257H131V259L129 258V260H128L129 264H162L163 262L160 263L162 257H160L161 255L159 256V246L161 245L162 242H164L163 243L164 246H167L170 249H171L172 244H173V247L171 249L172 250L171 254H173L175 252L174 255H171V256H173V258H170V260L168 259L169 261H164L163 264H178V261L180 259H182V258L185 259V257H186V256L184 257L181 255V253H182L181 251L188 252L187 248L191 249L190 246L195 247V245H197V243H199L201 241L199 239V238H201L200 237L201 234L198 231L201 229L200 228L201 226L197 222V224L199 226H198V229H196V230L198 232L197 231H195V232L199 235L196 237L198 239L195 238L196 242H193L194 237L192 238L191 235L195 234V236H196V233H193V231L195 229L192 227L193 217L195 215L193 213V217H192L191 216L192 213L190 214V212H189L194 208V204H192V201L195 203L196 200H198L197 198L199 196L197 195L198 197L197 196L195 197L196 198L195 201H194V198L192 196V197H190V200H189V198L185 199L186 200V202H185L184 199H181V200L179 199L180 200L179 201V200H177V198H169L168 196H170V194L168 195V192L166 193V190L168 189V188L166 189L167 183L169 186V180H170L169 178L171 177V176L169 177V175H171L170 170H174V168L177 172L180 170L179 167H180L181 163L183 162V159H182L184 156ZM109 157L111 160L109 159ZM30 158H32L31 162H30ZM35 161H38V160L35 159ZM177 162H181V163H177ZM36 164L37 163L35 162V166H36ZM169 164L171 167H173V169L169 166ZM182 164L185 165L184 162ZM183 165H181V168L183 167ZM32 166H34V165H32ZM154 166H156V167H154ZM163 166L165 169L163 168ZM168 166H169L170 170H169ZM186 166H187V164H186ZM186 166H184V167H186ZM97 167H98V170H95V169H97ZM139 167H140V169L138 171L137 169ZM159 167L160 168L162 167L161 169H163V170H161V169L159 170L158 169ZM184 167L182 169L186 170L188 172V174H187V172L184 174L186 175V178L188 176L189 180H188V178L187 179L185 178L184 181L187 182V185H186V182L184 183V181H183V183L185 184V185H183L184 187L181 188L182 190L181 189L178 190L180 192L182 191V193L184 192L181 197H184L186 195V193L189 192L188 186H190V184L188 185V182H190L191 185L193 183L191 181H194V183L196 182L195 181L196 178L194 179L196 174H194V177H192V175H191L194 172L196 173V171H195L196 169H194V171H193V168L191 170H189L190 168L186 167L187 169L186 168L184 169ZM189 167H191V166H189ZM99 169H100V172H99ZM91 170L92 171L93 170L98 171L99 173L94 172V171L92 172ZM141 170H142V172H141ZM166 170H167V173H165ZM161 171H162V173H161ZM168 171H170L169 172L170 174L168 173ZM176 171H175V173H177ZM182 171H180V173ZM198 171H197V176L199 174ZM145 172H147V173H145ZM164 173H165V175H162ZM150 174H152L153 176L152 175L150 176ZM166 174L168 175V177L166 176ZM30 175L33 178L32 177L30 178ZM145 175L148 178V180H146ZM199 175H201V173ZM160 176H162V177L164 176L165 180H167V179H169V180L165 181ZM98 177H100V176H98ZM166 177H167V179H166ZM153 178H155V180H153ZM180 179H181V177H180ZM81 180H83V182ZM151 181H152V183H151ZM114 182H116L117 184ZM145 182H147L148 185ZM157 182H158V184H157ZM159 183L161 184L160 185L161 189H160V187H158ZM110 184L111 185L113 184L111 186V189H109L110 187H108V186H110ZM115 184H116V186H115ZM138 184H140L139 185L140 187L138 186ZM164 184H165V186H163ZM81 185H80V187H82ZM134 185H133V187H134ZM141 185H142V187H141ZM153 185H155V186L157 185L158 188H156ZM106 186L108 187V189H105V188H107ZM112 187H114V188H112ZM143 187H144V189H143ZM145 187H146V190L148 191L147 193H146ZM154 187L156 188V190H154L155 189ZM112 189H113V191H112ZM158 189L163 191L164 194ZM186 190L188 192H186ZM70 191H71V193H70ZM114 191H116V192H114ZM135 192H138V191H135ZM114 193H115V195H114ZM119 193L121 194V191ZM178 193L179 192H177L176 196L178 195ZM160 194H162V195H160ZM189 194L191 195V191L189 192ZM189 194H187V195H189ZM111 195H114V196H111ZM142 195H145V196H143L144 200H145L144 197H146L147 199H149V197H150L149 201L147 199L145 201L142 200ZM146 195L147 196L149 195V197H147ZM100 197H102V198L105 197V199L104 198L101 199ZM155 197H158L157 200H155L156 199ZM109 198H110V200L112 199L114 201V203H112L113 201H111V203H110V201H108ZM178 198H180V197H178ZM184 198H186V196ZM200 199L198 200V202H201ZM102 200H104V201H102ZM119 200L120 199H118V201L117 200L116 201L119 202ZM188 200L191 201V204ZM106 201H107V203H106ZM147 202H148V204H146ZM186 204H187V207H185ZM197 204L199 207L200 203H196L195 205L197 206ZM90 205L91 206L93 205V207H95V209L91 208L93 211L94 210L96 211V212L94 211L95 213L92 212V210L90 209V207H89ZM88 209H90V210L88 211ZM189 209H191V210H189ZM97 211L100 214L97 213ZM102 211H105V212H102ZM142 211H143V214H142ZM106 212H107V215H106ZM199 212H200V209L198 210V213ZM92 213H93V215H92ZM113 213H114V216H113ZM101 214L103 215V217ZM109 214H111L112 216ZM196 216H198V215H196ZM112 217L114 218V220ZM185 217L187 219L189 217L188 220H190V217L192 219V220H190V221H192V224L189 223L190 221H188L187 224H186L187 220L186 221L184 220L185 222L183 221V223H185V224H183L184 226L187 225V227H190V228H187V231L185 229L186 226L183 227L182 222H181V226L183 228H181V226L178 224L179 219H180V221H182L183 219H186ZM101 218L103 219V222H102ZM61 219H64L66 222L71 223L70 226H66L64 228L60 227L58 223H59V220H61ZM90 219H91V221L95 222L94 226L89 225L90 227H88V225L85 226V224H83L84 226L82 224H80V226L77 225L79 221H82L83 223H84V221H86V223H87V220L90 221ZM97 220L98 221L100 220V221L96 222ZM109 221H113V222H109ZM74 222L75 223L77 222V223L75 224ZM100 222H101V224H100ZM107 222H109V223H107ZM114 222H115V224H114ZM142 223L143 224L145 223V224L142 225ZM111 224H113L114 226H112ZM189 224H190V226H189ZM72 225H74V226H72ZM95 226H96V228H95ZM118 227L121 228V230ZM93 229H95V230H93ZM157 229H159L158 232L159 231L162 232V234L159 232L158 235L161 234V236L160 237L158 236V238H157V235L155 233V231ZM180 231H183V232H180ZM185 231L189 232V233H186ZM177 232H179V233H177ZM184 232L186 233L187 237L185 235H183V234H185ZM200 232H201V230H200ZM174 233H177L180 236L181 235L183 236V237L181 236L179 238H182V239L188 238L187 241L189 242V244H187L188 242L184 239V241L187 244L186 245L187 247L185 246V243H183V241L181 242L182 239L176 240V238L179 235L174 234ZM132 234H133V236H132ZM173 235H177V237L176 236L173 237ZM173 238H175V239H173ZM156 240L157 241L160 240L161 243L160 242L156 243L157 242ZM172 240H173V242H172ZM132 241H133V243H132ZM169 241H171V243ZM174 243H176V244L178 243L179 247L183 244L184 249H182L181 247L179 249L176 248L178 246L175 245ZM193 244H195V245H193ZM198 245H197V247L199 249L200 247ZM174 246H176L175 250H173ZM169 248H167V249H169ZM179 250H181L180 251L181 253L178 252ZM176 252H178L181 256H179L178 253H176ZM192 252H193V249L189 250V253H187V255L188 254L192 255ZM166 253H167V251H166ZM136 255H138V256H136ZM190 255H189V260H191V257H192V256L190 257ZM164 260H167V258H165ZM181 261H184V260H180L179 262H181ZM35 264H37V263H35ZM180 264H183V262Z\"/></svg>",
  "mask_w": 264,
  "mask_h": 264
}]
</instances>
